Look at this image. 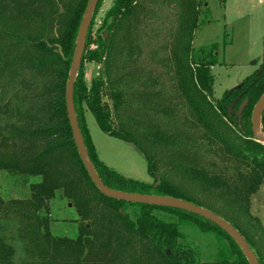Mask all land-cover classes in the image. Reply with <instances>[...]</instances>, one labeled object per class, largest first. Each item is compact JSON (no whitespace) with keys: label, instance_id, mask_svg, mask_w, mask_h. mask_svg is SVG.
<instances>
[{"label":"trees","instance_id":"trees-1","mask_svg":"<svg viewBox=\"0 0 264 264\" xmlns=\"http://www.w3.org/2000/svg\"><path fill=\"white\" fill-rule=\"evenodd\" d=\"M88 1L0 0V170L37 179L28 198L0 196V220L17 223L12 238L0 235V264H250L215 222L175 207L111 198L92 181L66 105ZM208 1L115 0L94 38L90 26L82 62L88 55L101 73L90 84L78 73L76 113L93 165L108 187L207 208L230 222L264 264V224L252 212V198L264 185V143L252 129L253 110L264 95V54L261 67L239 89L215 100L217 48L193 45ZM87 111L103 132L145 156L151 183L101 160ZM58 195L78 214L75 237L52 232L50 202ZM184 225L215 233L230 250L220 248L218 257L203 260L184 243Z\"/></svg>","mask_w":264,"mask_h":264},{"label":"rangeland","instance_id":"rangeland-1","mask_svg":"<svg viewBox=\"0 0 264 264\" xmlns=\"http://www.w3.org/2000/svg\"><path fill=\"white\" fill-rule=\"evenodd\" d=\"M114 1H98L91 23L93 38ZM157 42L155 40L154 44ZM193 45L196 48L215 45L217 48L218 64L212 69L215 76V100H221L228 90L239 89L244 80L253 75L263 62L264 0H209L208 9H204L199 28L195 32ZM80 71L90 84L95 76L100 75L101 65L93 62L87 55L81 62L78 73ZM12 94L11 91L9 96ZM86 118L102 161L126 177L150 183L153 181L148 173L147 160L140 151L132 144L103 132L90 111L86 112ZM172 178L175 182L179 180L176 175ZM36 180L13 176L0 170V196L5 200L28 198L30 184ZM252 200V212L264 224V185ZM50 219L53 234L68 237L77 235L80 226L78 214L73 204L60 195L50 202ZM16 227L15 221L0 220V235L12 238ZM181 230L186 236L184 243L194 246L203 260L218 257L216 252L220 248L230 250L228 242L215 233L204 234L193 225H184ZM14 245L18 261L22 255L21 243L17 239L14 240Z\"/></svg>","mask_w":264,"mask_h":264},{"label":"water","instance_id":"water-1","mask_svg":"<svg viewBox=\"0 0 264 264\" xmlns=\"http://www.w3.org/2000/svg\"><path fill=\"white\" fill-rule=\"evenodd\" d=\"M99 0H89L87 4V8L84 14L83 22L81 24V28L78 34V38L76 41V48L74 52V57L71 64V69L69 73V79L67 82L66 88V105L68 116L70 120V124L72 126L74 139L78 148L79 155L92 179V181L96 184L98 189L104 193L105 195L115 198L118 200H124L128 202L135 203H144V204H153V205H161V206H170L179 209H183L200 216H203L219 226H221L224 230H226L241 246L243 251L245 252L250 264H260V261L255 254L254 250L251 248L245 237L227 220L217 215L213 211L196 205L192 202L171 197V196H163L156 194H142V193H131L122 190L113 189L108 187L98 175L93 162L90 158L89 152L87 150L85 140L80 129L75 102H74V85L76 81V76L81 65L83 54L86 48V42L88 37V32L92 23L93 15L95 9L97 7ZM241 96H239L231 105L230 112L233 110L235 104L239 101ZM248 99H245L237 110V115L241 117V114L246 106ZM264 113V95L260 98L258 103L256 104L253 115H252V129L255 139L258 142L264 143V132L261 130V119Z\"/></svg>","mask_w":264,"mask_h":264},{"label":"crops","instance_id":"crops-1","mask_svg":"<svg viewBox=\"0 0 264 264\" xmlns=\"http://www.w3.org/2000/svg\"><path fill=\"white\" fill-rule=\"evenodd\" d=\"M94 141V140H93ZM95 143V142H94ZM97 148V147H96ZM98 151V150H97ZM99 154V153H98ZM100 157V156H99ZM151 178V177H150ZM146 182H149V181H146Z\"/></svg>","mask_w":264,"mask_h":264}]
</instances>
